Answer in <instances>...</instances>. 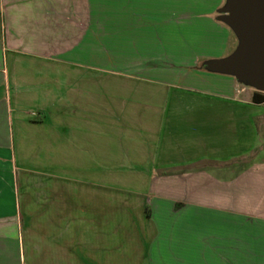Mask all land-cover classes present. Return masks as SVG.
<instances>
[{
  "label": "crops",
  "instance_id": "obj_1",
  "mask_svg": "<svg viewBox=\"0 0 264 264\" xmlns=\"http://www.w3.org/2000/svg\"><path fill=\"white\" fill-rule=\"evenodd\" d=\"M223 4L0 0V264H264V103L200 65Z\"/></svg>",
  "mask_w": 264,
  "mask_h": 264
},
{
  "label": "water",
  "instance_id": "obj_2",
  "mask_svg": "<svg viewBox=\"0 0 264 264\" xmlns=\"http://www.w3.org/2000/svg\"><path fill=\"white\" fill-rule=\"evenodd\" d=\"M217 14L237 45L230 55L206 61L204 70L264 93V0H226Z\"/></svg>",
  "mask_w": 264,
  "mask_h": 264
},
{
  "label": "rangeland",
  "instance_id": "obj_3",
  "mask_svg": "<svg viewBox=\"0 0 264 264\" xmlns=\"http://www.w3.org/2000/svg\"><path fill=\"white\" fill-rule=\"evenodd\" d=\"M225 1L226 0H224V4H225ZM223 4V5H224ZM222 5V6H223ZM221 6V7H222ZM220 7V8H221ZM227 28V27H226ZM234 50H232V51H230V52H228V53H226V54H224V56H221L220 58H223V57H226V56H228V55H230L232 52H233ZM220 58H209V59H206V60H203V61H200V65L201 66H203V64L206 62V61H208V60H213V59H220ZM206 71V70H205ZM206 72H208V71H206ZM250 90H252V91H255L254 89H252V88H250V87H248ZM124 197H126L125 196V194H123V192H115V194H114V212H116L115 211V209H116V206H117V204L120 202V200H122ZM116 214V213H115Z\"/></svg>",
  "mask_w": 264,
  "mask_h": 264
},
{
  "label": "trees",
  "instance_id": "obj_4",
  "mask_svg": "<svg viewBox=\"0 0 264 264\" xmlns=\"http://www.w3.org/2000/svg\"><path fill=\"white\" fill-rule=\"evenodd\" d=\"M252 102L256 104L264 103V93L253 91Z\"/></svg>",
  "mask_w": 264,
  "mask_h": 264
}]
</instances>
